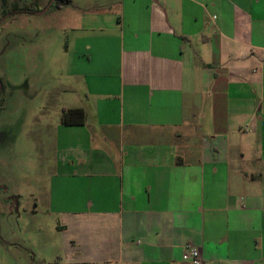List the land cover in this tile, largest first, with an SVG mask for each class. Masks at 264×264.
I'll use <instances>...</instances> for the list:
<instances>
[{
  "label": "crops",
  "instance_id": "0c3cea01",
  "mask_svg": "<svg viewBox=\"0 0 264 264\" xmlns=\"http://www.w3.org/2000/svg\"><path fill=\"white\" fill-rule=\"evenodd\" d=\"M68 6L81 86L41 126L58 240L31 264H264V0Z\"/></svg>",
  "mask_w": 264,
  "mask_h": 264
},
{
  "label": "rangeland",
  "instance_id": "374dc122",
  "mask_svg": "<svg viewBox=\"0 0 264 264\" xmlns=\"http://www.w3.org/2000/svg\"><path fill=\"white\" fill-rule=\"evenodd\" d=\"M20 7L41 14L17 13ZM66 8L54 0H0V264H31L33 243L47 254L41 238L58 240L56 219L43 206L51 148L40 144L44 117L59 118L61 88L81 86L69 68L75 33Z\"/></svg>",
  "mask_w": 264,
  "mask_h": 264
},
{
  "label": "trees",
  "instance_id": "16d2710c",
  "mask_svg": "<svg viewBox=\"0 0 264 264\" xmlns=\"http://www.w3.org/2000/svg\"><path fill=\"white\" fill-rule=\"evenodd\" d=\"M55 5L59 8L70 2V0H54ZM17 13H25V14H37L38 12L35 10H30L27 8H16ZM61 122L66 126H81L86 122V113L82 108L75 109H63Z\"/></svg>",
  "mask_w": 264,
  "mask_h": 264
},
{
  "label": "built area",
  "instance_id": "2783aa9c",
  "mask_svg": "<svg viewBox=\"0 0 264 264\" xmlns=\"http://www.w3.org/2000/svg\"><path fill=\"white\" fill-rule=\"evenodd\" d=\"M187 253L193 264H203L202 256L197 248L190 247L187 249Z\"/></svg>",
  "mask_w": 264,
  "mask_h": 264
}]
</instances>
